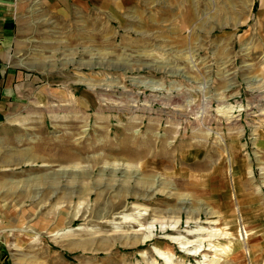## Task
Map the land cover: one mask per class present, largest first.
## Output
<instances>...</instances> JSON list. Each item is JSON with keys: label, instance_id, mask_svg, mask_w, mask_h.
I'll return each instance as SVG.
<instances>
[{"label": "rangeland", "instance_id": "rangeland-1", "mask_svg": "<svg viewBox=\"0 0 264 264\" xmlns=\"http://www.w3.org/2000/svg\"><path fill=\"white\" fill-rule=\"evenodd\" d=\"M252 5L41 9L40 67L64 88L15 115L37 126L31 144L23 129L0 146V263L264 264V8Z\"/></svg>", "mask_w": 264, "mask_h": 264}, {"label": "crops", "instance_id": "crops-1", "mask_svg": "<svg viewBox=\"0 0 264 264\" xmlns=\"http://www.w3.org/2000/svg\"><path fill=\"white\" fill-rule=\"evenodd\" d=\"M251 2L252 14L264 8V0H251ZM68 4L69 0H0V146L2 147L16 146L15 142L19 139L24 140V136L19 132L23 129L28 132L26 137L31 144L32 132H36L37 126L32 123H24V126L23 123L15 120V115L36 114L37 109L31 106V100H34L35 104L45 103L48 97L56 93L52 86H56L57 89L64 88L60 81L55 82L54 77L58 73H54L53 70L44 72L40 67L46 64L47 56L46 51L36 46L35 16L41 15L45 18L47 12L41 9L59 12L62 11L60 10L62 6ZM255 20L256 25L259 21L264 24V20H261L259 15H256ZM262 41L264 42V39ZM66 92L71 98L80 96L79 89L74 88L72 93L68 90ZM8 151V149L3 150L4 153ZM10 152L13 153L12 150ZM30 153L27 160L31 158ZM23 155L25 151L19 152V157L21 156L19 160H23ZM13 160V154L10 153V156H4L3 161Z\"/></svg>", "mask_w": 264, "mask_h": 264}, {"label": "bare ground", "instance_id": "bare-ground-1", "mask_svg": "<svg viewBox=\"0 0 264 264\" xmlns=\"http://www.w3.org/2000/svg\"><path fill=\"white\" fill-rule=\"evenodd\" d=\"M147 238H134L133 239V241L132 242H126V245L127 244H130V245H132V246H134V245H137L140 241H143V240H146ZM94 241H95V239H94ZM110 239H105V246H107V245H110ZM161 254V253H160ZM166 262V261H165ZM167 264H168V262H166Z\"/></svg>", "mask_w": 264, "mask_h": 264}, {"label": "trees", "instance_id": "trees-1", "mask_svg": "<svg viewBox=\"0 0 264 264\" xmlns=\"http://www.w3.org/2000/svg\"><path fill=\"white\" fill-rule=\"evenodd\" d=\"M0 264H2V263H0Z\"/></svg>", "mask_w": 264, "mask_h": 264}]
</instances>
